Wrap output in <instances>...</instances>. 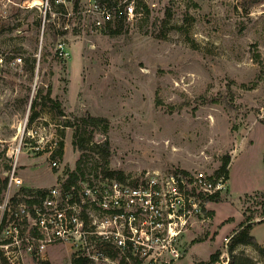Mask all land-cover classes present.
<instances>
[{"label":"rangeland","instance_id":"obj_1","mask_svg":"<svg viewBox=\"0 0 264 264\" xmlns=\"http://www.w3.org/2000/svg\"><path fill=\"white\" fill-rule=\"evenodd\" d=\"M155 2L141 19L117 23L116 34L72 23L55 40L50 25H43L41 0H14L0 19V55L6 59L0 66V187L5 153L20 146L25 187L42 190L75 170L83 153L96 168L125 176L186 170L215 177L229 157V174H222L227 189L206 204L205 220L185 233L184 255L172 263L209 264L220 251L216 264H222L248 224L264 245V2ZM58 40L69 58L57 56ZM18 55L23 66L13 67ZM48 86L64 115L45 105ZM86 114L107 121L96 129L78 127L85 139L96 135L81 152L73 145L74 132ZM67 121L73 126L66 127ZM50 140L64 142L58 169L43 153ZM103 140L111 148L107 161L94 149ZM37 145L44 151L37 153ZM231 252L264 264L250 245ZM71 259L69 246L57 245L41 260Z\"/></svg>","mask_w":264,"mask_h":264},{"label":"built area","instance_id":"obj_2","mask_svg":"<svg viewBox=\"0 0 264 264\" xmlns=\"http://www.w3.org/2000/svg\"><path fill=\"white\" fill-rule=\"evenodd\" d=\"M156 0H41L43 25L65 32L72 23L99 31L117 23L141 19L156 7ZM14 0H0V19H5ZM30 5V4H29ZM31 7V6H30ZM56 54L69 58L67 46L58 40ZM0 55V66L6 64ZM23 57L12 59L23 66ZM43 152L51 167L60 168L53 146ZM37 153L44 151L33 146ZM21 146L7 150L6 187L0 194V264H32L50 247L69 246L72 259L83 264H172L181 259L185 233L206 211V199L227 189L224 175L190 174L152 170L144 176H118L91 165L81 154L76 179L70 174L44 192H21ZM81 157V156H80ZM71 171V172H72ZM231 237H225L229 243ZM223 261L222 264H227Z\"/></svg>","mask_w":264,"mask_h":264},{"label":"trees","instance_id":"obj_3","mask_svg":"<svg viewBox=\"0 0 264 264\" xmlns=\"http://www.w3.org/2000/svg\"><path fill=\"white\" fill-rule=\"evenodd\" d=\"M253 3H263L264 0H252ZM52 33H53V37L56 40L58 38V36L64 35L66 32H62L59 30H56L52 25H50ZM110 32L112 34H116L119 32V30L117 29H110ZM30 68H33L32 66ZM38 95L41 96L42 92H43V88H40L38 91ZM51 92L52 89L50 86H48L46 94L42 97L44 98V102L46 106H51L52 108H56L59 109V115H64L63 110L61 109L62 107V103L59 100H55L52 98L51 96ZM37 116V114H34V116L32 117V121L35 119V117ZM81 119V123L76 127L75 132H74V140H73V145L74 147L78 150V151H84L85 149V144L86 142H89L90 139L95 138V132L91 133V138L90 139H85L82 137L81 133L79 132V128L81 127V129H85L87 126H92L94 129H96L100 122H106L107 120L101 117H97V116H93L90 114H86L83 118ZM66 127H71L73 126V124L71 122H66V124H64ZM95 151L98 152L100 154V156L107 161L108 157L111 154V148H110V144L108 142V140H103L100 142L96 143V146L94 147ZM64 154V142L58 141L57 143V147L53 153V157H58L61 158L63 157ZM84 154V153H83ZM82 154V155H83ZM81 157L77 160V168L80 167L81 164ZM229 165H230V158L226 157L223 161V164L221 166V168L217 171L218 176L224 174L226 176H228L229 174ZM104 172H106L109 175H118V176H123L122 172H115V171H109L107 169H103ZM177 172H183L186 173L185 170H176ZM76 171H72L70 172V178H69V182H74V180L76 179ZM6 183H7V179L6 177L3 178L2 180V184L0 187V193L2 192V190L6 187ZM32 191H36V192H44L46 190H42V189H28V188H22L21 192H32ZM219 199L218 196H211L209 198L206 199V203H209L210 201L213 200H217ZM252 229V226L250 224L247 225V227L243 228L240 232L237 233V235L234 237L233 239V244L231 246V250H230V257H229V261L227 264H258L257 261H255L253 258L246 256L243 253L240 254H233L231 251L233 250V248L238 245V244H245V245H250L252 247H254L256 250L259 251V253L262 255L263 259H264V245L260 244L258 242V240L255 238V236H253L250 231ZM220 256H221V252L218 251L217 253H214L210 256V260H209V264H216L217 262H219L220 260ZM74 264H83L85 262V259L81 260V261H75L73 260ZM36 264H51L50 262L46 261V260H37Z\"/></svg>","mask_w":264,"mask_h":264},{"label":"crops","instance_id":"obj_4","mask_svg":"<svg viewBox=\"0 0 264 264\" xmlns=\"http://www.w3.org/2000/svg\"><path fill=\"white\" fill-rule=\"evenodd\" d=\"M24 165V164H23Z\"/></svg>","mask_w":264,"mask_h":264}]
</instances>
